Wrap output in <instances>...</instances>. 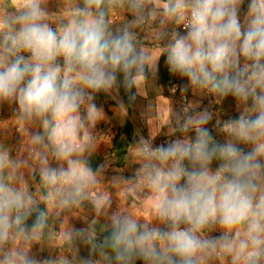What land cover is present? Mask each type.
<instances>
[{"label": "clouds", "instance_id": "obj_1", "mask_svg": "<svg viewBox=\"0 0 264 264\" xmlns=\"http://www.w3.org/2000/svg\"><path fill=\"white\" fill-rule=\"evenodd\" d=\"M243 3L59 0V11L50 13L48 0L0 2V104L18 106L28 153L13 158L0 146V264H73L63 255L41 261L29 253L49 235L53 209L59 215L85 203L107 217L100 228L107 235L98 239L95 220L63 231L70 253L77 241L89 248L78 264H264V0H249L241 18ZM145 30L157 42L167 39L160 53L187 79L182 93L191 88L217 104L232 96L243 108L238 118L216 121L222 143L207 127L214 113L194 104L172 114L175 139L154 145V133L139 137L131 148L135 182L115 184L150 193L151 222L131 211L109 214L110 196L97 191L100 169L87 159L102 117L95 94L116 89L118 74L126 90L143 93L146 69L156 70L159 55L141 43ZM120 110L126 114L123 103ZM34 125L40 130L30 133ZM37 173L46 189L39 199L25 181Z\"/></svg>", "mask_w": 264, "mask_h": 264}, {"label": "crops", "instance_id": "obj_2", "mask_svg": "<svg viewBox=\"0 0 264 264\" xmlns=\"http://www.w3.org/2000/svg\"><path fill=\"white\" fill-rule=\"evenodd\" d=\"M248 3L249 0H244L241 6V18L247 11ZM47 10L50 13L58 12L59 0H48ZM123 15L127 20L132 19V16L126 12ZM55 26L53 24V27ZM140 39L143 46L153 50L154 56L159 55L156 70L153 73L146 69L147 80L143 93L135 89L136 98L132 103L125 101L120 94L119 87L110 94L104 92L95 94L93 102L102 112V117L92 130L97 146L87 159L94 171L100 169L101 184L97 191L110 196L109 214L116 211H131L137 218L151 222L153 210L150 193L143 188H137L135 191L130 188L125 190L123 185L115 184L116 181L124 180L135 182V172L139 164L131 148L135 146L139 137H147L154 133L156 144H160L165 139H175V135H169L172 114L182 111L188 104H194L198 105L197 111L208 108L214 113L207 127L212 130L216 140L222 143L225 135L218 130L216 121L238 118L243 108L238 107L237 101L232 96L226 97L217 104L215 97L199 92L193 93L191 88L186 93H182L181 86L188 83L187 79L173 74L166 64V53H160V48L168 43L167 39L157 42L151 38L148 30L140 32ZM121 103L126 106V114H121ZM17 107L15 103L0 104V146L8 149L13 158L23 159L27 158V151L25 149L19 151L15 148V144H12V136H27L26 132H23L24 126L16 119ZM39 130V125L29 127L30 133ZM189 135L194 136V133H189ZM241 147H244L246 151L250 150L249 146L241 145ZM50 166L57 167L58 165H52L50 162ZM211 167L215 170L218 162L214 161ZM25 181L38 199L46 193V189L39 183L38 173L35 178L26 174ZM39 206L43 209L45 204L41 202ZM33 220L34 216L27 222L29 226ZM93 220L96 221L98 239L102 240L106 232L100 231V228L107 225L108 220L107 217L98 216L90 204L85 203L79 208L61 212L59 215L53 209L47 229L49 235H46L40 244H34L29 254L41 261L56 259L63 255L72 260L73 264H78L80 259L89 257L88 246L77 241L74 247L75 255H72L66 249L61 233L72 228H85ZM210 235L218 236L220 233L214 231Z\"/></svg>", "mask_w": 264, "mask_h": 264}, {"label": "trees", "instance_id": "obj_3", "mask_svg": "<svg viewBox=\"0 0 264 264\" xmlns=\"http://www.w3.org/2000/svg\"><path fill=\"white\" fill-rule=\"evenodd\" d=\"M122 79H123L122 74H118V87H119V89H120V94L122 95V97L125 99L126 102H128V103H132L134 100H130V99H129V96H130L131 93H135V88H133V89L131 90V93H130V92H129L128 90H126V89L123 87V85L120 83V82L122 81ZM105 235H107V233H106ZM135 264H144V262H143L142 260L137 259V260L135 261Z\"/></svg>", "mask_w": 264, "mask_h": 264}, {"label": "rangeland", "instance_id": "obj_4", "mask_svg": "<svg viewBox=\"0 0 264 264\" xmlns=\"http://www.w3.org/2000/svg\"><path fill=\"white\" fill-rule=\"evenodd\" d=\"M115 27H116V25H114V29H115ZM26 137L27 136H12V139H13L12 144H15V148L17 150L20 151L22 149H25V146L27 144ZM50 162H51L52 165H56L57 164V162L55 160H52ZM72 255H75V253L74 254L72 253Z\"/></svg>", "mask_w": 264, "mask_h": 264}, {"label": "built area", "instance_id": "obj_5", "mask_svg": "<svg viewBox=\"0 0 264 264\" xmlns=\"http://www.w3.org/2000/svg\"><path fill=\"white\" fill-rule=\"evenodd\" d=\"M170 29H171V28H169V30H170ZM177 30L180 31L181 33H182V32H185V30H184V28H183L182 25L179 26V28H178ZM174 86H175V84H174ZM147 137H149V136H147ZM147 137H145V138H147ZM167 141H169V140H168V139L162 140V141L160 142V144H165ZM153 143H154V145H160V144H156L155 139H154Z\"/></svg>", "mask_w": 264, "mask_h": 264}]
</instances>
